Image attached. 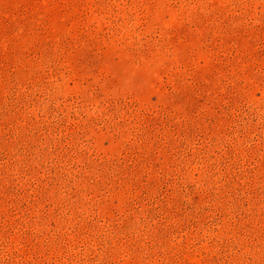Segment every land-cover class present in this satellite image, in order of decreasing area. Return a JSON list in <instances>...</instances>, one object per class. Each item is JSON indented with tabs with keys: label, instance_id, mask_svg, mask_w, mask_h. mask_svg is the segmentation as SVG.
Masks as SVG:
<instances>
[{
	"label": "rangeland",
	"instance_id": "rangeland-1",
	"mask_svg": "<svg viewBox=\"0 0 264 264\" xmlns=\"http://www.w3.org/2000/svg\"><path fill=\"white\" fill-rule=\"evenodd\" d=\"M0 264H264V0H0Z\"/></svg>",
	"mask_w": 264,
	"mask_h": 264
}]
</instances>
